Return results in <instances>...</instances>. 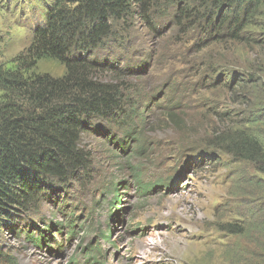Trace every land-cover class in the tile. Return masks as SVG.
<instances>
[{
	"label": "rangeland",
	"instance_id": "rangeland-1",
	"mask_svg": "<svg viewBox=\"0 0 264 264\" xmlns=\"http://www.w3.org/2000/svg\"><path fill=\"white\" fill-rule=\"evenodd\" d=\"M54 1L0 0V65L10 67L29 47ZM133 19L137 49L109 44L101 64L131 68L121 83L147 89L142 129L128 135L122 127L93 126L80 144L88 171L66 184L41 179L45 197L36 209L3 213L0 264H264V176L248 162L203 153L221 131L264 130V2L237 40L222 12L186 29L164 20L157 34ZM65 70L54 60L38 65L54 78ZM128 163L141 166L147 193H139ZM228 224L243 233H227Z\"/></svg>",
	"mask_w": 264,
	"mask_h": 264
},
{
	"label": "trees",
	"instance_id": "trees-1",
	"mask_svg": "<svg viewBox=\"0 0 264 264\" xmlns=\"http://www.w3.org/2000/svg\"><path fill=\"white\" fill-rule=\"evenodd\" d=\"M263 2L55 0L46 13V26L34 32L29 47L11 61L10 67L0 65V219L4 212L10 215L14 210L36 209L45 197L41 179L45 183L66 184L77 171H88L89 158L80 144L93 126L122 127L131 132L128 135L142 129L151 101L147 89L140 84L121 83L127 74L135 73L131 68L122 69L119 62L101 64V49L109 44L130 51L137 49L132 38L135 16L157 34L164 20H176L186 29L188 23L207 25L211 12H222L228 17L227 23L232 20L229 37L237 40L250 25V19L260 12ZM225 25L218 28L220 32H225ZM91 53L96 54L93 60L88 58ZM45 59L61 63L66 69L64 75L54 78L39 73L38 65ZM104 73L119 78L106 81ZM236 79L235 87L240 86V78ZM177 103L182 102H175L168 110L178 111ZM136 104L143 107L139 110ZM155 105L158 108L157 102ZM263 138L264 130L253 134L247 129L231 128L215 136V148L203 153L216 151L248 162L264 176ZM127 169L140 184L141 166L131 167L128 163ZM144 186L147 187L140 184L139 193H147ZM224 231L243 233L237 224L226 225ZM36 241L41 244L39 239ZM8 264L16 262L10 260Z\"/></svg>",
	"mask_w": 264,
	"mask_h": 264
},
{
	"label": "bare ground",
	"instance_id": "bare-ground-1",
	"mask_svg": "<svg viewBox=\"0 0 264 264\" xmlns=\"http://www.w3.org/2000/svg\"><path fill=\"white\" fill-rule=\"evenodd\" d=\"M144 246L146 245V244H143ZM146 246H150L149 244L148 245H146ZM147 256V255H146Z\"/></svg>",
	"mask_w": 264,
	"mask_h": 264
},
{
	"label": "clouds",
	"instance_id": "clouds-1",
	"mask_svg": "<svg viewBox=\"0 0 264 264\" xmlns=\"http://www.w3.org/2000/svg\"><path fill=\"white\" fill-rule=\"evenodd\" d=\"M197 156V155H196Z\"/></svg>",
	"mask_w": 264,
	"mask_h": 264
}]
</instances>
